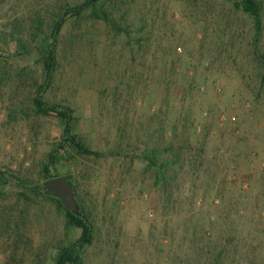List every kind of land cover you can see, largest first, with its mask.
Instances as JSON below:
<instances>
[{"label": "rangeland", "instance_id": "1", "mask_svg": "<svg viewBox=\"0 0 264 264\" xmlns=\"http://www.w3.org/2000/svg\"><path fill=\"white\" fill-rule=\"evenodd\" d=\"M29 1L0 4V30L7 18L28 10ZM208 6L154 0L139 13L153 8L156 15L147 17L155 31L134 50L127 38L98 25L96 66L80 73V66L64 64L58 73L50 98L74 107L75 131L107 154L59 164L60 176L73 174L80 186L78 198L94 226L85 264H264V99L246 87L245 49L237 53L240 67L223 46L218 24L224 20H215L222 7ZM15 50L12 42L0 43L14 65L35 64ZM10 106L0 100V169L36 180L63 129L53 118ZM171 132L195 166L189 181L197 185L193 194L174 193L173 210L141 157L147 145L164 146ZM121 142L124 150L114 153ZM185 170L180 181L188 177ZM6 197L15 193L6 190ZM48 208L42 219L31 216L29 244L16 255L0 235V264H41L46 248L44 264H53L57 247L80 235V229L66 230L55 205Z\"/></svg>", "mask_w": 264, "mask_h": 264}, {"label": "trees", "instance_id": "2", "mask_svg": "<svg viewBox=\"0 0 264 264\" xmlns=\"http://www.w3.org/2000/svg\"><path fill=\"white\" fill-rule=\"evenodd\" d=\"M5 2L6 0H0V4ZM29 2L31 7L28 10L7 18L6 25L0 30V43L4 46L14 43L15 56L32 57L35 64L16 66L10 56L0 53V100H9L11 111L22 110L29 117H50L57 120L63 132L59 142L54 144L46 158L40 162V173L36 180L10 169H0V235L8 238L14 248L13 254L16 255L20 246L29 244L30 238L26 236V230L31 224V216L34 215L37 220L44 218L48 214V204H53L58 220H62L66 230H81L78 237L69 239L67 243L57 247L53 264H85L84 253L95 240L94 226L87 207L78 198V210H67L59 199L46 194L44 182L60 176L59 164L62 160H74L77 156L100 158L107 154L105 151L94 149L86 137L75 131V108L69 103L51 99L50 91L54 88L58 73L64 64L80 66V73L87 67L91 68V65L96 66L95 41L98 25L109 28L118 37L127 38L128 43L132 44L129 50H134V44L141 48L145 40H151L155 31V20H150L147 16L150 11L153 15L156 14L153 8L141 14L139 12L148 8L154 0ZM190 2L202 10L207 4L208 7L217 4L222 7L215 20L219 19L216 20L217 24L224 20L222 28L220 22L218 24V29H222L225 37L223 46L230 54L235 55L233 59L240 67L244 64L237 59V53L245 49L246 59L251 67L249 72L243 75L246 87L258 100L264 99V0ZM238 18L247 22L246 28H239ZM83 59L85 60L81 63ZM123 143L116 145L114 153L124 150ZM175 145L171 132V137L169 140L166 138L164 146L156 141L153 145H147L141 153L146 163L145 171L151 172L156 185L162 187L166 208L170 210H173L177 203L173 198L175 192L193 194L197 190L195 179L189 181L195 166L187 163L188 155L185 149L182 146L176 148ZM183 170L188 177L180 181V173ZM76 186L79 191L80 186ZM6 190L13 191L15 197L7 198ZM193 197H189V200L191 205L196 207ZM49 250H44L41 264L45 263Z\"/></svg>", "mask_w": 264, "mask_h": 264}, {"label": "water", "instance_id": "3", "mask_svg": "<svg viewBox=\"0 0 264 264\" xmlns=\"http://www.w3.org/2000/svg\"><path fill=\"white\" fill-rule=\"evenodd\" d=\"M73 174L47 179L44 182V191L56 199H59L67 210H78V189L73 181Z\"/></svg>", "mask_w": 264, "mask_h": 264}]
</instances>
